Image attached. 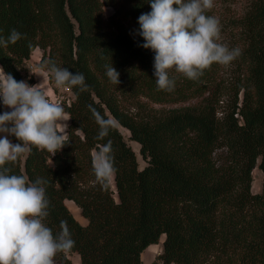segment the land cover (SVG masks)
<instances>
[{
    "label": "trees",
    "instance_id": "obj_1",
    "mask_svg": "<svg viewBox=\"0 0 264 264\" xmlns=\"http://www.w3.org/2000/svg\"><path fill=\"white\" fill-rule=\"evenodd\" d=\"M150 11L149 0H0V38L12 29L22 37L0 44L5 73L24 81V63L40 49L37 66L51 84L48 61L83 73L87 85L67 86L72 99L61 104L69 123L60 150L33 147L4 167L29 182L46 181L43 222L55 236L66 221L75 241L55 264H74L71 254L78 264H143L142 252L162 236L161 264H264V0H251L236 20L242 45L235 77L224 79L215 63L195 81L171 70L172 91L157 90L155 53L142 47L138 18ZM111 65L117 85L106 75ZM93 109L111 122L103 138ZM119 128L139 145L143 168ZM109 142L116 198L92 165L93 152ZM256 168L260 193L251 191Z\"/></svg>",
    "mask_w": 264,
    "mask_h": 264
},
{
    "label": "clouds",
    "instance_id": "obj_2",
    "mask_svg": "<svg viewBox=\"0 0 264 264\" xmlns=\"http://www.w3.org/2000/svg\"><path fill=\"white\" fill-rule=\"evenodd\" d=\"M151 11L138 18L139 35L145 49L154 55V76L157 90L172 91L175 80L169 77L174 70L189 80H198L214 63L228 66L241 53L218 43L219 20L206 15L213 8V0H149ZM21 34L12 29L7 40L0 44H15ZM48 71L57 87L80 86L87 88L83 73L73 74L53 62ZM106 75L114 84L119 83V73L109 66ZM0 104L10 111L0 113V264H54L57 253L68 252L75 241L71 238L66 221H61V231L53 235L45 225L49 215L46 183L40 178L29 182L23 175L10 174L4 167L17 161L32 148L46 150L53 155L65 144L67 121L63 106L51 102L38 85L29 86L16 81L0 67ZM93 115L100 125L99 137L107 136L111 122L94 109ZM14 136L18 143H12ZM111 143L96 153L92 165L96 180L107 186L114 174Z\"/></svg>",
    "mask_w": 264,
    "mask_h": 264
},
{
    "label": "rangeland",
    "instance_id": "obj_3",
    "mask_svg": "<svg viewBox=\"0 0 264 264\" xmlns=\"http://www.w3.org/2000/svg\"><path fill=\"white\" fill-rule=\"evenodd\" d=\"M251 0H213V8L206 12V15L214 16L219 20L220 24V39L217 41L218 43H223L227 45V47L231 50L233 48H241V31L237 28L236 20H238L243 13L245 12L248 4ZM112 13L111 8H104V19L107 20L108 16ZM30 60V59H29ZM236 59H234L228 66L220 65L221 67V73L222 77L224 79L227 78H233L236 76L235 72L237 71ZM31 62H25L24 63V82L28 84V79L31 77L33 78L31 74V71L33 70ZM34 79V78H33ZM34 86V85H31ZM222 101L224 104H222L220 107L221 109L225 106L226 103V97L222 98ZM144 102V100L142 101ZM195 104V101L188 102L185 104H178V105H155L153 106L157 110H169V109H179V108H185V107H191ZM10 111V109H8ZM122 132L126 142L131 146L133 151L135 152L138 167L141 169L146 165V162L142 159V157L139 154V145L129 140V132L123 128H119ZM96 155V152H93V159ZM110 181V178H109ZM111 182V181H110ZM259 184L258 190L254 189L255 184ZM261 183H262V174L261 172L256 168L254 172H252V193H260L261 191ZM111 186V184H110ZM111 189L114 191V197L116 198V193L113 187ZM70 211L73 213L74 217L78 220V222L82 225H86V220H84L80 215L78 209L73 206V204L66 203ZM71 205V207H70ZM78 213V214H77ZM78 216V217H77ZM82 218V219H81ZM164 240V236L160 238L158 244H154L151 248H146L145 251L141 255V260L143 264H160L157 256L162 251V242ZM67 258L73 262L74 264H78L79 258L75 254L68 255ZM55 264V263H54Z\"/></svg>",
    "mask_w": 264,
    "mask_h": 264
},
{
    "label": "crops",
    "instance_id": "obj_4",
    "mask_svg": "<svg viewBox=\"0 0 264 264\" xmlns=\"http://www.w3.org/2000/svg\"><path fill=\"white\" fill-rule=\"evenodd\" d=\"M41 55H42L41 50L40 49H35L33 51L32 55H31V57H30V60L27 61V62H31V66L33 68V70L31 71L30 75H32L33 78H34V81H35L34 85H38V87L43 89L45 91L46 96L49 98V100L51 102H53L61 94L62 87H57L55 84H51L49 82L48 73L46 71L38 68L37 64H38V62H39V60L41 58ZM31 66H29V67H31ZM68 96L72 99V94L71 93L68 94ZM65 117L68 120L64 121V123H66L68 125V123H69L68 114L65 113ZM65 131H66V129H65ZM152 246L153 245H150L147 248L149 249Z\"/></svg>",
    "mask_w": 264,
    "mask_h": 264
},
{
    "label": "built area",
    "instance_id": "obj_5",
    "mask_svg": "<svg viewBox=\"0 0 264 264\" xmlns=\"http://www.w3.org/2000/svg\"><path fill=\"white\" fill-rule=\"evenodd\" d=\"M71 91L70 89L66 87H62L61 94L53 101L54 103L59 102L60 104L65 103L67 105L70 104L71 98L68 96Z\"/></svg>",
    "mask_w": 264,
    "mask_h": 264
},
{
    "label": "bare ground",
    "instance_id": "obj_6",
    "mask_svg": "<svg viewBox=\"0 0 264 264\" xmlns=\"http://www.w3.org/2000/svg\"><path fill=\"white\" fill-rule=\"evenodd\" d=\"M4 135H6V134H4V133H0V137H2V136H4ZM9 139V138H8ZM254 172V171H253ZM111 181V182H110ZM110 184H111V187H113V189L115 190V187H114V176L112 175L111 177H110ZM258 188H259V184H255V186H254V189L255 190H258ZM260 189V188H259ZM68 203H70V204H73L72 202H68ZM73 206H75L74 204H73ZM70 207H71V205H70ZM76 207V206H75ZM77 208V207H76ZM78 209V208H77ZM78 211H79V209H78ZM78 214V213H77ZM78 217V216H77ZM82 219V218H81Z\"/></svg>",
    "mask_w": 264,
    "mask_h": 264
}]
</instances>
